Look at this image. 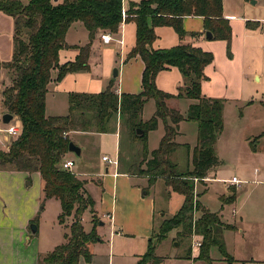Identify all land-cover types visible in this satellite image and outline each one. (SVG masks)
Wrapping results in <instances>:
<instances>
[{
	"label": "trees",
	"instance_id": "16d2710c",
	"mask_svg": "<svg viewBox=\"0 0 264 264\" xmlns=\"http://www.w3.org/2000/svg\"><path fill=\"white\" fill-rule=\"evenodd\" d=\"M121 9L122 0H61L56 3L53 0H0V12L12 17L14 24L11 59L0 62V69L11 71L13 78L0 90V104L4 112L16 115L21 124V132L10 142L8 150H0V169L38 172L45 199L59 201L58 223L68 228L64 242L41 257L38 264H78L81 257L86 262L91 261L92 245L100 241V235L95 231V223L88 231L84 229L82 216L89 209L91 218L96 221L94 201L85 189V180L63 169L61 163L72 141L70 132L107 133L109 121L116 113L124 115L131 128L143 130L141 136L134 135L137 140L145 141L147 133L156 129L159 119L164 124L158 146L149 152L144 146L143 158L136 165L132 163L127 172L146 178L149 186L161 179L170 192L183 197L178 210L161 221L157 239L165 238L170 230H176L180 239L198 234L201 242L194 259L210 264V249L216 246L223 260L234 264L235 259L225 250L221 232L233 230L235 225L223 222L219 213L203 206L200 194H195V183L204 181L207 172L219 163L214 145L223 128L224 102L201 95V82L206 78L204 68L213 57L184 42L167 49L150 48L156 37L155 27L169 26L183 40L186 35H195L184 30L183 17L200 16L211 38L225 40L228 49L231 27L223 17L222 0L130 1L124 19ZM123 21L135 24V44L126 58L138 56L143 61L140 92L117 94L111 80L97 93L70 92L67 113L47 116L45 96L49 82L60 81L67 73L89 71L88 58L95 35L100 31L116 34ZM73 22L83 24L88 31V42L78 46L79 52L73 61L60 64L58 52L69 46L65 34ZM245 25L255 29L259 22L247 20ZM227 53L230 54L229 50ZM169 66L177 67L188 82L179 87L175 95L160 90L155 83L157 73ZM53 71L56 72L54 78ZM183 97L195 100L185 116L167 105L170 98ZM149 99L154 100L155 111L148 120L142 121L139 114ZM167 118L170 124L166 123ZM182 120L197 123L196 144L192 148L187 143L175 141L178 123ZM263 134L264 131L258 136ZM178 148L185 149L191 167L179 169L172 160ZM250 148L255 150L252 145ZM235 197L236 189L231 188L228 202L232 203ZM196 211L200 213L198 217H195ZM68 218L72 220L66 224ZM36 222V218L30 221ZM154 248L150 239L147 251L134 264H160ZM188 251L185 258H191Z\"/></svg>",
	"mask_w": 264,
	"mask_h": 264
},
{
	"label": "rangeland",
	"instance_id": "374dc122",
	"mask_svg": "<svg viewBox=\"0 0 264 264\" xmlns=\"http://www.w3.org/2000/svg\"><path fill=\"white\" fill-rule=\"evenodd\" d=\"M126 1L122 0V5L127 9ZM232 6V13H243L250 21H258L259 25L253 31L246 27L239 30L233 27L228 49L220 38L206 40L208 48H200L212 55L211 62L218 74L201 83V91L224 93V96L212 98L226 99L227 102L225 100L222 112L223 128L214 145L219 163L207 172L208 177L204 181L195 183V194L203 192L199 196L203 206L211 212H218L223 222L236 226L233 230L223 229L221 232L225 250L235 259L234 264H244L243 259L248 257L257 259L255 264H264V134L258 136L264 131V103L258 102L260 98L264 99V0L256 5L248 2L244 9L238 8L234 1ZM187 23L195 28L194 36H205L204 22L199 16H192ZM13 31V23L0 21V62L11 59L13 44L10 38ZM115 48L113 44L99 43L95 46L97 57L90 61V71L86 72L102 75L105 69L112 72L113 68H117L121 63L119 54L114 52ZM228 50L230 57L227 56ZM208 65L207 69L211 71L213 64ZM2 69L0 90L13 78L11 71ZM222 71H226L230 79L222 77ZM254 75H258L260 80L256 81ZM185 80L183 87L188 84ZM242 97L253 99L254 103L247 105ZM183 98L175 104L177 109L187 113L190 104L187 105L188 99ZM64 102L62 97L55 103L57 105H50L49 101L47 114L66 113ZM153 109L154 101L150 99L139 114V119H148ZM4 113L0 104V125ZM15 123V119L11 121L12 125ZM166 123L170 124L169 118ZM108 127V132L104 134L69 133L72 141L82 149L80 155L68 152V157L74 161L70 171L83 174L77 175L85 180V189L94 201L96 221L87 209L83 213L82 224L88 231L95 223V231L100 235L98 244L94 243L91 248V264H108L110 248L114 254L112 264H134L147 251L150 239L160 263L207 264L193 258L195 252L199 251L196 243L201 242L200 235L191 234L180 239L176 236V230H170L162 240L156 237L161 221L178 210L183 197L170 192L161 179L149 186L146 178L127 173L132 163L136 165L143 158L144 146L148 152L156 148L164 132L160 128L150 130L145 141L137 140L134 136L136 128H131L126 117L119 113L112 116ZM188 128L184 142L196 143V123H189ZM250 145L257 150L253 151ZM103 155L110 159L117 158L118 166L115 168L101 160ZM172 160L179 169L191 167L183 148L173 154ZM105 167H109L108 173ZM113 168L118 172L116 175L112 174ZM233 176L239 180L235 186L228 181ZM42 187L43 181L37 173L0 169V264H38L41 257L64 242V233L68 232V228L58 223L61 210L59 201L55 198L45 199ZM231 188L236 189L232 203L228 202ZM199 215L196 211L195 217ZM35 218L38 230L36 234H31L29 224ZM71 220L66 219V224ZM100 220L105 223L99 225ZM117 231L120 235L115 234ZM188 250L191 258L184 257ZM210 257V264H227L216 246L211 247ZM177 258L185 260L178 261ZM81 264H85L84 261Z\"/></svg>",
	"mask_w": 264,
	"mask_h": 264
},
{
	"label": "crops",
	"instance_id": "0c3cea01",
	"mask_svg": "<svg viewBox=\"0 0 264 264\" xmlns=\"http://www.w3.org/2000/svg\"><path fill=\"white\" fill-rule=\"evenodd\" d=\"M22 1H26V0H22ZM59 1H61V0H59ZM135 1H138V0H135ZM225 1L226 2L228 1V3L226 4ZM233 1L236 4V6L238 8H241V9H244L246 7V3H248L245 0H222L223 17L226 20H228V23H229L231 29L233 27H235L236 30H239L240 28L244 29V27H246L245 23L249 19L245 15H243V13H241L240 15H235L234 13H232ZM259 1L260 0H255V4H251L250 2L249 3L251 5H256ZM129 2H130V0H127L125 6H128ZM4 15H6L7 17H5ZM191 18H192V16H185V17H183V20H182L183 28L187 33L193 32V29H195L192 26H189V23H187V20H189ZM200 19L203 20L202 17H200ZM0 21L13 23L12 17H10L9 15H7L3 12H0ZM262 23L264 24V19H263ZM262 28L264 29V26ZM246 29H249V28L246 27ZM249 30L253 31L255 29H249ZM71 31H74V32H71ZM100 32L95 35L93 42L91 44V51H90V55L88 58L89 67H90V61L93 60L94 57H97L96 52H95V46H98L99 43H103V45L113 44L116 47L114 52H115V54H119V57H120L119 62L121 63L116 68L117 69V76L115 78L112 77L113 70H114V68H113L112 72L110 70H106V69L103 70L102 75H95V74H92L89 72L81 71V72L67 73L63 77V79L60 81H50L49 84L47 85V93L45 96V114L47 116L65 115L67 113V110H68V94L70 92L97 93V92L102 91L106 87V85L109 83V81H111V80H113V88L117 92V94H121V93L137 94L140 92V90H141V75H142V70L144 67L143 61L138 56L131 57L129 59L126 58L127 54L129 53V51L132 49V47L135 44V24H134V22L133 21H123L119 27L118 32L116 34H113V40L109 43H104L100 39ZM72 33H73V35H72ZM155 35H156V37L150 45V48L155 49V50L167 49V48L175 46L181 42L189 43L192 46L198 47V48H203V47L208 48L207 47L208 44H207L206 40L212 39V38H207L206 35L204 36L202 34L201 36H194V37L190 36V35H186L185 38L183 40H181V39H179L178 35L173 30V28H171L169 26H157V27H155ZM12 36H13V34H12ZM10 39L12 41V38H10ZM65 41L69 46L59 50L58 59H59L60 64H63V63L68 62V61H73L75 59L76 55L79 52L78 46H82L88 42V31L85 29V27L83 26V24L81 22H73L66 31ZM223 41L226 44V41L225 40H223ZM12 44H13V42H12ZM220 53L222 55V52H220ZM227 56L230 57L231 54L227 53ZM1 62H3V61H1ZM114 63H117V61H114ZM209 64H211V65L213 64L212 70L210 71L209 69H207L209 65L205 66L204 74H205L206 78L204 80H202L201 83H203L206 80H211V78L213 76H218V74L216 73L214 63L211 62ZM0 71L3 73L2 68L0 69ZM226 71H228V70H226ZM226 71H222V77L229 78ZM55 73L56 72L53 71V74H52L53 78L55 76ZM253 78H255L256 81L260 80V77L258 75H254ZM155 83H156V86L160 90L167 92L169 94L175 95L178 92L179 87H181L183 84V78H182L181 73L177 69V67L169 66V67H166L165 69L160 70L157 73V75L155 77ZM239 91H240V94H242L241 87H239ZM223 94L220 95V94H215V93L209 92V91H204V90L201 91V95L204 97H207V98H212V97H216V96H224ZM60 97H62L65 100V102L63 103V108L65 105L66 113H63L61 111L59 113L47 114V109L49 108V101H50V105H53L57 102L58 99H60ZM242 98H243L242 101H247L246 102L247 105H249V104L252 105L254 103L253 99H245V97H242ZM187 99H186L187 105L195 102V100H193V99L192 100L194 102L189 98H187ZM178 100H184V98H170L169 100H167V105L169 107H173V108L177 109L175 103H177ZM225 100L223 102H225ZM148 101H146V102H148ZM146 102H145V104H146ZM226 102H227V100H226ZM258 102L263 104L264 99L260 98L258 100ZM66 103H67V105H66ZM55 105H57V104H55ZM154 106H155V102H154ZM143 108H144V106H143ZM224 108H225V103H224ZM224 108H223V110H224ZM154 111H155V109H153V112L151 113L150 117L153 115ZM142 112H143V109H142ZM179 112L183 116L186 115V112L183 113L180 110H179ZM241 116H243L242 111H241ZM14 119L16 120V123L14 125L21 128L20 121L18 120L16 115H13L12 120H14ZM148 119H146V120H148ZM159 120H158V124H157L156 129L158 130V128H160L162 130V132H164L163 121H159ZM11 121L8 123L9 125L11 124ZM159 122H161L162 125ZM1 123H2V121H1ZM189 123H193V121L182 120L178 123V134L175 137V141L179 144L187 143L192 148L196 144L195 141L184 142V140L186 138L185 137L186 132L189 129L188 128ZM194 123H196V122H194ZM196 125H197V123H196ZM6 126H7V124H3V123L0 125V133L1 132L3 133L2 135L0 134V149H2L4 151L8 150L10 142L13 139H15V137L8 135L6 132H4L2 130ZM75 132L85 134L84 132H80V131H75ZM88 133H90V132H88ZM92 134H94V133L92 132ZM162 135H161V137H162ZM178 149H180V148H178ZM256 150H257V148L253 151H256ZM81 152H82V149H81ZM64 159H71L70 157H68V153H66ZM2 170L27 173L24 171H14V170H6V169H2ZM105 171H106V173H108L109 167H105ZM34 173L39 174L38 172H34ZM117 173L118 172H116V170L113 168L112 174L116 175ZM77 174L83 175L80 173H77ZM207 177H208V175H207ZM229 184L232 186L236 185V184H231L230 182H229ZM201 193H203V192H201ZM201 193H198V194H201ZM196 194H197V192H196ZM0 201H1V198H0ZM103 216H105V215L103 214ZM115 234L120 235V232L117 231V232H115ZM115 234H114V236H115ZM96 244H98V242L95 243V245ZM112 251L113 250L110 248L109 253H108V259H107L108 264H110V262L112 264V260H113L112 258L114 257V254L112 253ZM196 255H197V253L195 252V255H193V258ZM177 259H178V261L185 260L183 258H180V259L177 258ZM137 260L138 259H136V261ZM82 261H84V260L81 257L79 259L78 264H81ZM191 261H194V259L193 260L191 259ZM243 262H244V264H255L257 262V259H254L253 257H248L246 259H243ZM84 263L85 264H91L92 259L90 262L84 261ZM164 263H165V261H162L160 264H164ZM195 263H196V261H195Z\"/></svg>",
	"mask_w": 264,
	"mask_h": 264
},
{
	"label": "built area",
	"instance_id": "2783aa9c",
	"mask_svg": "<svg viewBox=\"0 0 264 264\" xmlns=\"http://www.w3.org/2000/svg\"><path fill=\"white\" fill-rule=\"evenodd\" d=\"M121 16L124 19L127 16L126 13V8L122 5V9H121ZM100 39L104 42V43H109L113 40V35L112 33L108 32V31H103L100 33ZM4 132H6L8 135L12 136V137H17L20 132H21V128H19L18 126L12 125V124H7V126L3 129ZM101 160L107 162L108 164L113 165L115 168L118 166V159H110L108 156L103 155L101 157ZM61 166L63 169H67V170H71L72 167L74 166V161L72 159H64L61 163ZM229 182L231 184H236L239 182V180L233 176ZM197 246H200V242L196 243Z\"/></svg>",
	"mask_w": 264,
	"mask_h": 264
},
{
	"label": "water",
	"instance_id": "95a60500",
	"mask_svg": "<svg viewBox=\"0 0 264 264\" xmlns=\"http://www.w3.org/2000/svg\"><path fill=\"white\" fill-rule=\"evenodd\" d=\"M53 1H56V0H53ZM250 3L255 4V0H251ZM205 35L207 38L212 37V34L209 31H206ZM116 76H117V69L114 68L112 77L115 78ZM12 119H13V114L8 113V112H5L1 116V121L3 124H8ZM142 133H143L142 129L136 128L135 134L137 136H141ZM68 152L74 153L75 155H80L81 154V147L76 145L73 141H70L68 144ZM144 194H146V192H144ZM103 223L104 222L102 220H100L99 225H103ZM37 230H38L37 224H35V223L29 224V231L31 234H36ZM174 244L177 245L176 243H174Z\"/></svg>",
	"mask_w": 264,
	"mask_h": 264
}]
</instances>
